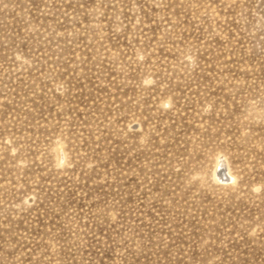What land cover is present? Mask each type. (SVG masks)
Here are the masks:
<instances>
[{"label": "rangeland", "instance_id": "374dc122", "mask_svg": "<svg viewBox=\"0 0 264 264\" xmlns=\"http://www.w3.org/2000/svg\"><path fill=\"white\" fill-rule=\"evenodd\" d=\"M0 264H264V0H0Z\"/></svg>", "mask_w": 264, "mask_h": 264}, {"label": "bare ground", "instance_id": "6f19581e", "mask_svg": "<svg viewBox=\"0 0 264 264\" xmlns=\"http://www.w3.org/2000/svg\"><path fill=\"white\" fill-rule=\"evenodd\" d=\"M225 174H226V171L223 168H221V170H219L217 172V176H218L219 179H224L225 178Z\"/></svg>", "mask_w": 264, "mask_h": 264}]
</instances>
